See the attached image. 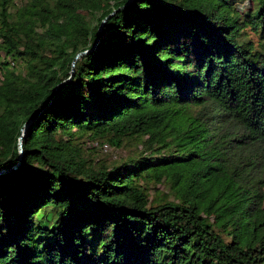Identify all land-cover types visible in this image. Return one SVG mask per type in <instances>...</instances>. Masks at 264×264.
Returning a JSON list of instances; mask_svg holds the SVG:
<instances>
[{"label":"trees","instance_id":"16d2710c","mask_svg":"<svg viewBox=\"0 0 264 264\" xmlns=\"http://www.w3.org/2000/svg\"><path fill=\"white\" fill-rule=\"evenodd\" d=\"M0 264H264V0H0Z\"/></svg>","mask_w":264,"mask_h":264},{"label":"rangeland","instance_id":"374dc122","mask_svg":"<svg viewBox=\"0 0 264 264\" xmlns=\"http://www.w3.org/2000/svg\"><path fill=\"white\" fill-rule=\"evenodd\" d=\"M99 14L92 18V24H96ZM82 55L77 56L76 60L72 64L71 72L74 73L75 64L77 60H81ZM88 146H95V148H91L89 154L90 158L95 160H101L105 162V164L112 165L120 160L126 159L129 155L136 153L139 149H142V146L139 143H130L121 148H115L109 144L107 145H97L90 143Z\"/></svg>","mask_w":264,"mask_h":264},{"label":"water","instance_id":"95a60500","mask_svg":"<svg viewBox=\"0 0 264 264\" xmlns=\"http://www.w3.org/2000/svg\"><path fill=\"white\" fill-rule=\"evenodd\" d=\"M107 19H108V17L105 18V19L103 20V22H102V24H101V26H100V31H101V29L103 28V26L105 25ZM98 40H99V37L97 38V41H96V43H95L93 49H94L95 46L97 45ZM93 49H92V50H93ZM92 50H90V51H92ZM87 52H89V51H83V52L79 53L77 56H79V55H83V54H85V53H87ZM77 56H76V58H77ZM76 58H75V60H76ZM75 60H74V61H75ZM73 63H74V62H73ZM27 124H28V123H27ZM27 124H26V125H27ZM24 127H25V126H24ZM22 139H23V134L21 135V137H20V142H19V146H20V150H21V151H22V145H23V143H22Z\"/></svg>","mask_w":264,"mask_h":264}]
</instances>
